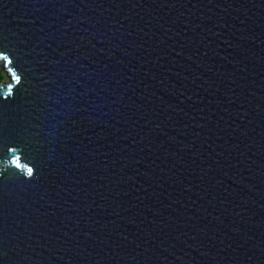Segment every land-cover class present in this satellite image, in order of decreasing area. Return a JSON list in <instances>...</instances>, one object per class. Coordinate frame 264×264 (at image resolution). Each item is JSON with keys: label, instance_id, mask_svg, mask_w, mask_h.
Here are the masks:
<instances>
[{"label": "water", "instance_id": "obj_1", "mask_svg": "<svg viewBox=\"0 0 264 264\" xmlns=\"http://www.w3.org/2000/svg\"><path fill=\"white\" fill-rule=\"evenodd\" d=\"M0 49V264H264V0H0Z\"/></svg>", "mask_w": 264, "mask_h": 264}, {"label": "snow or ice", "instance_id": "obj_2", "mask_svg": "<svg viewBox=\"0 0 264 264\" xmlns=\"http://www.w3.org/2000/svg\"><path fill=\"white\" fill-rule=\"evenodd\" d=\"M0 60L5 61L7 64H12V60L9 58V55L6 54V50L4 49H0ZM12 75L14 76L17 84H19L21 82V76L16 75L15 73H12ZM5 87L8 88V92L11 94L12 88L7 85H5ZM0 145L6 147L8 153L17 152V147L12 146L11 144L8 126L2 117H0ZM11 163L14 164L16 168L27 167V173L29 177H32L36 172V169H34L33 167L22 164L19 156H13L11 159Z\"/></svg>", "mask_w": 264, "mask_h": 264}, {"label": "rangeland", "instance_id": "obj_3", "mask_svg": "<svg viewBox=\"0 0 264 264\" xmlns=\"http://www.w3.org/2000/svg\"><path fill=\"white\" fill-rule=\"evenodd\" d=\"M0 74H2L0 75V81L5 82V83L9 81L6 70L0 68Z\"/></svg>", "mask_w": 264, "mask_h": 264}, {"label": "trees", "instance_id": "obj_4", "mask_svg": "<svg viewBox=\"0 0 264 264\" xmlns=\"http://www.w3.org/2000/svg\"><path fill=\"white\" fill-rule=\"evenodd\" d=\"M0 75H2V74H0Z\"/></svg>", "mask_w": 264, "mask_h": 264}]
</instances>
